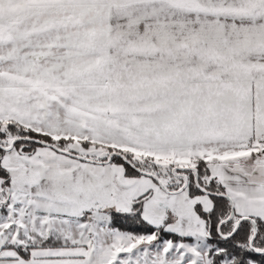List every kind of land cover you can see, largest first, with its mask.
Returning a JSON list of instances; mask_svg holds the SVG:
<instances>
[{"label": "snow or ice", "instance_id": "obj_1", "mask_svg": "<svg viewBox=\"0 0 264 264\" xmlns=\"http://www.w3.org/2000/svg\"><path fill=\"white\" fill-rule=\"evenodd\" d=\"M0 264H264V0H0Z\"/></svg>", "mask_w": 264, "mask_h": 264}]
</instances>
